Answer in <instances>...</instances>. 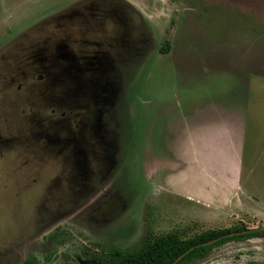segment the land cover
Instances as JSON below:
<instances>
[{"label":"rangeland","instance_id":"obj_1","mask_svg":"<svg viewBox=\"0 0 264 264\" xmlns=\"http://www.w3.org/2000/svg\"><path fill=\"white\" fill-rule=\"evenodd\" d=\"M47 48L44 71L28 63ZM240 120L250 196L218 198ZM259 161L264 0H0V264H107L108 246L148 235L263 230ZM195 264H264V236Z\"/></svg>","mask_w":264,"mask_h":264},{"label":"trees","instance_id":"obj_2","mask_svg":"<svg viewBox=\"0 0 264 264\" xmlns=\"http://www.w3.org/2000/svg\"><path fill=\"white\" fill-rule=\"evenodd\" d=\"M253 236H264V229L209 230L191 239H184L175 233L155 239H149L148 235L141 244L127 249L108 246L101 258L107 264H195L206 258L215 246L231 239ZM22 264L37 262L35 258L29 257Z\"/></svg>","mask_w":264,"mask_h":264},{"label":"crops","instance_id":"obj_3","mask_svg":"<svg viewBox=\"0 0 264 264\" xmlns=\"http://www.w3.org/2000/svg\"><path fill=\"white\" fill-rule=\"evenodd\" d=\"M241 123H242L241 120L238 123L234 121V125H236V127L233 133H236L239 136V142L235 141V144L234 142L232 144L230 140L224 139L221 143L222 158L218 164L219 168H221L220 170L221 172H219L218 174L219 176L217 180V182H219L220 185L219 187H217V193H216L218 198L221 197L223 199L225 198V196H228L230 199H232L239 195V198L241 199V196H240L241 193L239 191H243L242 194L245 197H246V194L250 196L248 189H247V183L243 182V176L247 169L245 162H244V153L243 155H241V152L239 150L240 142L242 139ZM222 131L224 134V127ZM243 131H244V128H243ZM231 146H232V149H231ZM261 169H264V165H262L261 162L259 161V167L256 171H260ZM183 174L184 172H180L177 176H180ZM222 179L223 181H221ZM169 181L173 184V186L176 189L178 188L177 187L178 182H176L175 174L174 176L171 175L169 177ZM181 189L191 192L190 188L187 186H184V189L179 188V190ZM195 194L198 195L202 199L209 198L208 196L205 195V193H195ZM253 199H256V198L253 197Z\"/></svg>","mask_w":264,"mask_h":264},{"label":"flooded vegetation","instance_id":"obj_4","mask_svg":"<svg viewBox=\"0 0 264 264\" xmlns=\"http://www.w3.org/2000/svg\"><path fill=\"white\" fill-rule=\"evenodd\" d=\"M61 3V2H60ZM4 6H5V10H6V6L7 5H5L4 3H2ZM61 4H63V3H61ZM48 9H50L49 8V5H48ZM48 9L46 10V11H48ZM21 11V10H20ZM42 11H44V8L42 9ZM1 12H3V10L1 9ZM5 12V11H4ZM40 12V11H39ZM61 16H64V13H61L60 14ZM6 21V20H5ZM8 23H9V26H11V23L9 22V21H7ZM26 23H30L29 21L28 22H26ZM14 24V23H13ZM19 26H22V25H24L25 24V22L22 24V22H19ZM22 24V25H21ZM18 26V27H19ZM11 29H13L14 27H10ZM12 32H14L13 30H11ZM10 31V33H12ZM62 36H60V35H57V36H55L54 38H53V40H58V41H60V40H62L63 39V34H61ZM63 45V44H62ZM48 48L46 49V59H44L43 57H40L39 55H34V54H31L30 55V58H29V64H32L33 66H35V67H37V68H41V67H43V71H44V69H45V67H48V60H49V54H48ZM58 55L60 56L61 54L60 53H58ZM61 56H63V55H61ZM58 63L60 64V62L58 61ZM74 73H75V70H74ZM43 74V73H42ZM38 76V75H37ZM43 76H44V74L43 75H40L39 76V78H43ZM34 88H36V85H33L32 86V89H34ZM237 233H240V232H237ZM231 235L233 234V233H230ZM256 237H260V236H253V237H250V238H256ZM250 238H242V239H236V240H243V239H250ZM22 255H23V252L21 251V252H19V256H18V259H20V257H22ZM209 256V255H208ZM15 258V257H14ZM32 258V257H31ZM27 259V258H26ZM25 259V260H26ZM24 260V261H25ZM17 259L15 258V264H17ZM23 261V262H24ZM22 262V263H23Z\"/></svg>","mask_w":264,"mask_h":264}]
</instances>
